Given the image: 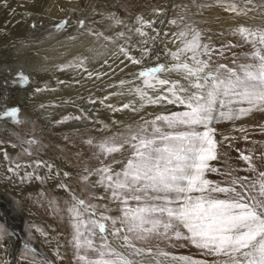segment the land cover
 I'll return each mask as SVG.
<instances>
[{
	"label": "bare ground",
	"instance_id": "1",
	"mask_svg": "<svg viewBox=\"0 0 264 264\" xmlns=\"http://www.w3.org/2000/svg\"><path fill=\"white\" fill-rule=\"evenodd\" d=\"M259 1L192 0L187 5L181 0H0V59L5 61L0 72L8 79L0 96V121L4 122L0 130L4 138L0 139V194L49 193L66 198L69 193L80 203V178H69L80 173L76 170L79 153L89 150L98 162H106L114 150H127L123 137L136 124L159 113L196 107L199 97L210 90L227 92L229 68L227 63L224 67L217 64L222 57L215 56L214 43L226 42V36L238 35L250 26L264 30V5L260 4V11H247L252 2ZM227 3L236 5L235 12L226 7ZM112 6H122L131 18L118 21V13L106 12ZM72 13L85 24L74 26L71 21L55 31L54 27ZM18 74L22 78H17ZM242 96L241 91L232 96L231 109L244 101ZM196 108L201 111L199 105ZM26 126L30 132L24 138L26 134L20 135V129ZM85 138L94 140H87L88 145L80 151ZM20 139L25 147L20 146ZM179 141L171 146L177 147ZM254 145L258 150L259 144ZM247 151L245 146L241 152L245 179L256 168L249 166L252 161ZM29 152L31 155L26 154ZM130 157L129 151L120 163L129 162ZM165 161L171 167L170 159ZM155 181L154 189L168 194L170 204L176 203L172 199H184L183 208L187 209L183 215L177 209L174 215L192 223L195 213L190 208V192L172 196V175L156 174ZM64 185L71 192H65ZM74 186L78 195L72 193ZM89 211L96 218V211ZM34 221L50 237L66 240L71 235L61 232L56 224L53 231L54 223L50 225L46 219ZM9 228L0 233L12 254V238L17 233ZM33 234L47 251L49 244L42 234L34 229ZM145 235L137 233L139 237ZM98 236L102 235L93 230L86 239L94 241ZM99 244L103 246L100 240ZM109 244L115 246V241ZM77 251L81 252L80 246ZM45 256L57 262L49 253ZM0 258L4 259L2 253Z\"/></svg>",
	"mask_w": 264,
	"mask_h": 264
},
{
	"label": "rangeland",
	"instance_id": "2",
	"mask_svg": "<svg viewBox=\"0 0 264 264\" xmlns=\"http://www.w3.org/2000/svg\"><path fill=\"white\" fill-rule=\"evenodd\" d=\"M181 2L189 5L192 0ZM258 3L252 2L247 11L262 10L263 0ZM226 5L235 12L234 3ZM121 7L112 6L106 12L118 13L120 22L129 20L131 15ZM66 18L54 27L55 31L71 21L74 26L85 24L78 14ZM260 28L250 26L238 35L226 36V42L214 43L215 56L222 57L217 64L224 67L227 63L229 68L228 89L201 95V111L196 105L159 113L136 124L123 137L127 150H114L106 162H98L89 150L79 153L76 170L80 173L70 174L69 178H80V195L76 186L72 192L79 196L80 203L69 193V198L49 193L0 194V232L10 227L17 233L13 232L12 254L0 233V253L4 255L1 264H264V30ZM122 30L125 32L126 26ZM4 63L0 59V65ZM7 85V77L0 72V96ZM240 91L244 101L231 109L232 96ZM3 123L0 121V130ZM27 127L20 129V135L30 132ZM85 139L80 142V151L94 140ZM175 140H180L177 147L171 146ZM255 143L259 144L258 150ZM245 146L251 155L249 166L256 167L246 179L241 171ZM129 151L130 161L120 163ZM164 158L170 159L171 167L177 168L175 172ZM156 174L172 175V196L190 192V208L195 213L192 223L174 215L177 209L181 215L187 209L183 208V198L180 202L172 199L176 203L170 204L168 194L164 196L163 191L154 189ZM65 187V192H71ZM89 209L96 211V218ZM35 218L54 223L53 231L55 224L60 226L61 232L70 233V237L65 241L56 235L50 237ZM33 229L49 244L47 251ZM91 229L102 236L94 241L86 239ZM139 231L146 235L137 236ZM112 240L115 246L109 244ZM79 246L81 252L77 251ZM47 253L57 262L45 256Z\"/></svg>",
	"mask_w": 264,
	"mask_h": 264
}]
</instances>
